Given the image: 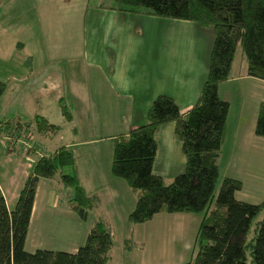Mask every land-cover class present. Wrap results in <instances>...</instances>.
<instances>
[{"label": "trees", "instance_id": "1", "mask_svg": "<svg viewBox=\"0 0 264 264\" xmlns=\"http://www.w3.org/2000/svg\"><path fill=\"white\" fill-rule=\"evenodd\" d=\"M116 2L122 11L196 21L211 27L213 32L208 74L197 102L181 112L172 97L158 95L149 107L146 123L113 138L110 173L136 193L128 221L145 223L159 213L199 214L194 240L197 252L184 264H264V216L256 219L264 212V199L258 203L237 199L235 194L242 189V181L230 176L221 178L217 161L230 108L217 88L229 79L238 46L247 75L264 80V0ZM4 91L5 83L0 80V98ZM62 109L67 120H71L65 105ZM169 122L175 123V136L186 162L184 170L165 183L152 171L157 148L154 134L159 126ZM58 126L41 115L32 121L0 120V137L6 140V152L34 158L12 209H8L0 192V264H110L113 236L101 217L93 218L86 239L76 252L25 249L40 178L51 179L59 174L60 184L69 189L67 203L82 221L100 202L98 195L88 194L80 183L70 148L60 146L39 156L34 149L22 151L17 143L22 135L33 136L34 129L51 136ZM254 134L264 139V102L258 106ZM65 168L70 170L64 172Z\"/></svg>", "mask_w": 264, "mask_h": 264}, {"label": "crops", "instance_id": "2", "mask_svg": "<svg viewBox=\"0 0 264 264\" xmlns=\"http://www.w3.org/2000/svg\"><path fill=\"white\" fill-rule=\"evenodd\" d=\"M18 1L21 4L13 9L12 20L7 17L9 20L7 23L9 27L10 21L13 23L18 19L19 23H31L30 36L35 39L32 42L36 43L28 57L20 52V49L26 47L25 42H18L15 49L6 57H2L0 52V80L5 83V89L9 82H12L13 86L19 85L26 89L39 72L42 74L54 68L48 63H41L40 60L45 62V58L42 59L43 55L56 54L64 46L59 42L58 44L52 42L53 37L48 41L41 38V35L45 34V27L50 26L56 19L58 0H5V5L17 4ZM84 12L87 14L83 20L85 56L90 66L100 72L99 83L107 97L104 102L107 99L115 104L109 112V117L123 119L124 122L120 128L106 132L108 133L106 136L86 140L80 144L87 146L109 142L112 156L113 138L146 123L149 107L158 95L172 97L181 112H186L197 102L208 74L213 32L211 28L203 27L196 21L127 12L117 9L114 5L87 6ZM134 23L137 26L133 29ZM141 23L149 24L156 30L150 28L141 30L139 29ZM1 29L3 27L0 25V31ZM56 36H59L58 32ZM45 66H48L47 69ZM217 92L230 104L218 165L223 176L242 181V189L237 191L235 196L245 201L242 192L245 187L243 174L253 164L256 165L255 162L264 165V139L254 134L258 106L264 102V80L247 75L245 63L244 69L237 76H230L228 80L218 85ZM247 92L253 93L255 97L249 113L245 108L246 102H243L239 109L232 106L234 94H240L244 99ZM41 136L44 135H38L37 139L41 140ZM154 137L157 148L152 171L164 181L166 178L172 179L184 170L186 162L181 143L175 136V123L169 122L159 126ZM77 145L66 142L60 146H67L73 152L72 148ZM33 164V157L7 153L6 140L0 137V192L8 209L14 207ZM110 164L108 170L103 173L97 165L96 169L90 171V168L81 166L76 160L80 183L88 194H96L100 199L98 206L90 212L86 221H82L69 204H64L60 199L59 190L67 195L68 189L60 184L59 178L56 176L51 179L40 178L25 240V248L28 251L48 249L76 252L84 243L93 218H102L101 215L96 216L92 212L108 202V197L118 200L130 196L133 191L122 179L110 173ZM260 173L262 174L260 179L256 180L258 181L256 186L259 189L261 180L263 190L264 170L258 174ZM88 188L91 190L88 191ZM163 214L168 213H159L155 216ZM175 214H184L188 218L194 216L192 215L194 213ZM200 217L198 216L199 221ZM54 219L57 223L53 222ZM68 221L74 226L71 238L59 239L52 243L47 239L41 242L37 238L44 236L50 237L51 240V236L55 235L61 238L58 230ZM45 222L46 224H43Z\"/></svg>", "mask_w": 264, "mask_h": 264}, {"label": "rangeland", "instance_id": "3", "mask_svg": "<svg viewBox=\"0 0 264 264\" xmlns=\"http://www.w3.org/2000/svg\"><path fill=\"white\" fill-rule=\"evenodd\" d=\"M20 4V1H18L17 4L12 3L6 6L5 0H0V25L4 29L0 31L2 57L8 56L11 50H14L15 46L18 45V42L26 43V47L20 49L21 54L28 57L33 52L32 49L36 42H32L35 39L30 36L31 28L29 27L32 24L19 23V19L16 20L17 23L15 20L13 23L10 21V27L7 23V21L14 18L13 9ZM99 4L116 6L117 2L116 0H58L56 19L51 22L50 26L45 27V34L41 35L43 41H48L53 37L52 42H55V44L59 42V44L64 45L56 54L43 55L42 59L45 58V62L40 60L42 64L48 63L49 66H54V68L44 71L45 73L42 74L39 72L33 83L27 85L26 89L19 85L13 86L12 82L7 83V87L0 98V120L19 118L22 121H32L35 115L46 117L51 123L59 125V129L51 136H41V140L37 139L40 134L34 129L33 142L40 144L39 146L47 154L55 151L56 148L66 142L78 144L72 149L80 165L90 168V171L96 169L95 165H97L104 173L108 170L110 164L111 145L108 144L109 142L94 143L87 146L80 144L86 140L106 136L108 134L106 132L120 128L124 122L123 119L109 117V112L112 111V106L114 107L115 104L107 101V99L104 102L106 96L99 83L101 80L100 72L90 66L83 50V20L87 15L84 11L87 6L96 7ZM7 17H9V20H7ZM132 25L133 29L137 26L135 23ZM4 26L9 28L7 29ZM149 28L156 30L149 24L141 23L139 27L141 30H148ZM57 32L59 33L58 37L56 36ZM98 60L100 61V55ZM47 67L45 66V69ZM244 67L245 60L242 50L238 46L230 76H237ZM254 101L253 93L247 92L244 99L236 93L232 97V106L239 109L241 104L246 102L245 108L249 113ZM62 105H65L72 115L71 120H67L63 114ZM102 114L108 116L103 117ZM109 125H113V127ZM75 130H77V133H75ZM255 163L256 165L253 164L249 167L246 173H242L245 179V190L242 191L244 200L250 203H258L264 199L261 180L259 181V189L256 186V184L258 185L256 180L260 179L263 172L258 173L264 170V165ZM68 170L70 169H63L64 172ZM56 177L59 178V174ZM221 178L216 184V191ZM172 179L166 178L165 183H170ZM262 182L264 183L263 179ZM87 190L90 191L91 189L88 188ZM68 195L69 189L67 195L59 190V197L66 205ZM135 200V192H131L127 198L118 200L108 197V202L92 212L93 215L97 216L99 214L106 220L113 236L111 264H184L195 255L197 246L194 244V240L199 214H192L194 215L191 216L192 218H188L184 214H174L173 216L163 214L162 216H155L149 222L132 225L127 216L130 210L133 209ZM263 216L264 212L258 215L256 219L259 220ZM53 222L57 223L55 219ZM43 224H46V222ZM73 231V223L68 221L63 223L58 230L61 238L56 235L51 236V240L50 237L45 238L44 236L37 238L41 242L47 239L48 242L52 243L59 239L71 238ZM126 244L129 247H126Z\"/></svg>", "mask_w": 264, "mask_h": 264}, {"label": "built area", "instance_id": "4", "mask_svg": "<svg viewBox=\"0 0 264 264\" xmlns=\"http://www.w3.org/2000/svg\"><path fill=\"white\" fill-rule=\"evenodd\" d=\"M33 136H27L22 135L19 138H17V143L19 147L22 149V151H27L29 149H34L35 153L39 156L44 154V150L39 146L40 144H37L33 142Z\"/></svg>", "mask_w": 264, "mask_h": 264}]
</instances>
